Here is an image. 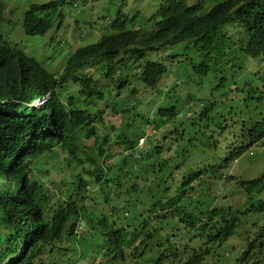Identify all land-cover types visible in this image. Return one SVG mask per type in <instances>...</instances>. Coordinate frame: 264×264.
<instances>
[{
    "label": "trees",
    "instance_id": "obj_1",
    "mask_svg": "<svg viewBox=\"0 0 264 264\" xmlns=\"http://www.w3.org/2000/svg\"><path fill=\"white\" fill-rule=\"evenodd\" d=\"M11 3L24 4L26 35L48 37L52 43L59 28L66 26L70 33L68 45L61 44L64 36L59 35V41L50 46L49 58L64 65L54 72L22 47L5 46L0 35V101H9L0 103V166L13 163V190L2 193L7 202L0 196V220L7 221V203L27 205L23 198L30 197L43 222L51 215L54 232L42 239L50 248H57L61 258L69 257L68 242L78 241L81 249L74 250V258L96 262L104 254L96 248V234L100 235L99 225L106 224V252H116L120 258L111 264H131L129 257L132 264H230L231 260L233 264H264V174L252 183L236 179L221 182L213 163L200 169L184 163L174 167L170 163L174 159L167 155L171 144L164 140L161 146L164 135L151 139L154 125L161 129L184 123L177 119L180 108L171 102L170 88L176 102L196 103L191 110V129L202 142L200 149L210 150L205 151L207 159L219 158L224 151L226 158L232 159L246 151L242 149L246 144L264 139L260 111L264 101L249 98L262 94L249 75L258 77V67L255 70L236 50L237 46L240 50L260 47L264 0H0V29L3 23H13L14 11L5 19ZM90 7L94 9L92 18L72 20L71 13L89 12ZM70 21L76 28H69ZM9 29L6 26L4 30ZM243 31L246 42L240 44ZM173 70L179 74L174 75ZM45 93L51 96L46 106L29 105ZM122 94L140 99L134 106L138 111L127 123L131 109L118 105ZM150 127L146 143L139 145V131ZM187 129L175 132L176 137L182 138ZM33 142L40 147L32 153V160L16 164L11 158L28 150ZM146 144L153 146V154ZM36 160L72 167L71 181L65 189L58 183L59 191L50 199L45 187L29 176ZM129 183L134 187L127 191L128 196H147L153 209L169 216L167 224L178 222L184 228L178 239L172 240L173 231L144 225L147 247L127 254L123 246L133 241L138 229L129 232L121 218L104 211L98 222L96 217H88L82 207L86 195L105 211L127 212L129 220L139 221L143 209L131 197L129 212L124 203L111 205V192L122 184L127 190ZM196 186H209L206 194L229 204L227 210H210L204 203L191 217L182 216L180 210L190 205ZM220 192L227 195L221 199ZM80 221L89 230L77 240L66 228L70 230ZM113 222L128 238L110 237ZM93 234L91 245L95 248L91 250L86 237L91 239ZM5 235L0 233V250L7 238L10 250L0 254V261L15 253L16 242L11 234ZM103 237L102 227L100 239ZM233 237L235 242L228 251L220 252ZM61 241L67 242L65 248L59 245Z\"/></svg>",
    "mask_w": 264,
    "mask_h": 264
},
{
    "label": "clouds",
    "instance_id": "obj_2",
    "mask_svg": "<svg viewBox=\"0 0 264 264\" xmlns=\"http://www.w3.org/2000/svg\"><path fill=\"white\" fill-rule=\"evenodd\" d=\"M24 10H25V8H24ZM24 10H23V12H24ZM23 12H22L21 17H23ZM6 26H9V25L7 23H3V26L0 29V35L3 38L4 45L12 47V49L17 48V47L21 48L22 47V40L18 39L15 36V33L11 31V29L4 30ZM263 34H264V31L262 33H259V35H258L260 47H258L257 49L240 50V49H238L239 46H237V49H236L241 54V56H244L245 59H247V62L249 65H251V66L255 65V68H254L255 70H256V66L258 67V74H259L258 77H255L254 73L251 74V72H249V75H252L255 80L259 81L260 85L258 86V89L261 90L262 94H261V96L255 95V96H251L249 98L250 99L262 98V101H264V43L262 42ZM245 42H246V34L243 31L242 35L239 38V43L244 44ZM18 44H20L21 47ZM191 48H192V46H191ZM29 55H31L33 57H37V56H35V54L33 52H31ZM249 55H252L253 58H247V56H249ZM50 99H51V96L49 93L41 94L40 96L34 98L32 103L29 105L34 107V108H43L44 106H46L48 104V101ZM5 102H9V101L8 100H1L0 101L1 104L5 103ZM171 102L174 103V105H176L178 108H180L177 119L183 120L184 123H183V125L180 124L179 126L172 124V123L165 125L164 127L169 125L170 129L167 131H163V134L161 136L164 135L163 136L164 138H163V141L161 142V146L163 144H165L164 140H166V142H168L167 138H169L172 135L173 129H175L176 132H180L185 128V124L187 122H191V119L193 118L191 110L196 105L195 102H191V103L182 105L185 101L182 102V100H180L179 102H176L174 99H171ZM261 122L264 123V113H263ZM190 131H192V133ZM144 134H146V132H143L142 135H144ZM187 134L191 138L190 139L191 144L193 143L194 145H196L199 148L202 146V142L200 141L199 137L191 129V123L188 126V129H187V131H185L183 136H185ZM141 138L145 142V137H141ZM140 139H139V142H140ZM151 139L154 140L153 137ZM169 144H171L172 147L169 149V153H167V155H170L174 159L175 156L176 155L179 156L181 152L179 151V147L177 145H175L174 143H169ZM263 144H264V139H260V138L253 145L246 144L247 146L242 148V149H245L246 151L242 152L239 155H235L232 159H230V157L226 158V156H225V154L227 153L226 151L221 153V154H223V157H219V158L216 157L218 159V161L215 164L213 163V165L217 166V168H216V172L218 171L217 179H219V181H221V182H228V181H231L232 179H236L239 181H245V182H251V183L254 182V180L258 179L261 175L264 174V171H262L260 174L254 173V177H257V178H254L252 176V174L249 175L247 172H244L245 167L251 166V164L247 163L246 165L241 166V162L243 159H246V157L252 156L254 154L255 150L258 149L260 146H263ZM38 147H40V144L33 142L28 146V150L22 151L21 154L18 155V157L15 156L16 158L13 157L11 159H13V160L16 159V161H14V162H16V164L17 163H25L26 161H27V163H29L32 160V156H33L32 153ZM149 149L152 150L151 154H153V151H154L153 146L150 145V147L148 148V151H149ZM185 150H187V149L185 148ZM202 150L205 152V148H203ZM186 153H187L188 159L193 158V160L190 161L188 164H190L194 169H196V168L200 169L201 165L196 161L197 155L194 154L193 152H189V151L184 152V154H186ZM198 157L201 158L199 162L202 164V166L208 165L209 162H207V160L205 161L202 157H200V156H198ZM210 158L212 160H214L215 156L210 157ZM210 158H208V160H210ZM212 160H210V161H212ZM39 161H41V162H39ZM238 162H239V164H238ZM42 163L48 164L47 160H36V161H34L31 165V170L29 172V176H30V178L33 179V181L37 182L42 187H45L46 197H47V199H50L51 195L49 194V190L47 189V187L45 185L46 184L45 180L43 178L41 179V178L36 177L37 170H38L39 166H42ZM184 164H187V161H185ZM229 166H231L234 169V172H231V173L224 172V170L227 171ZM12 168H13V163L10 164L9 167L0 166V196L3 199V201H6V200L3 198L2 193H4L6 195L8 192H11L13 190V182H12V179L10 176L11 175L10 172H11ZM68 169H72V167L64 165L62 170L59 172V174H63V172L65 170H68ZM113 169H116V168H113ZM147 172H148V170H147ZM50 173H52L51 170H48V172L46 173V175H44V177L48 179L50 177ZM71 173H72V171L69 173V175ZM133 187H134V185L132 183H129L127 190H125L124 184H122L119 188H116L115 190L112 189L113 191L110 194V200L112 202L111 205H113V206H116L119 203H124L123 208H127L128 212H129V209H130L129 207L131 206V201H130L129 197H131L134 201H136L137 205L143 209V211L138 215L139 221L129 220V218L127 217V212L120 211V212L114 214V213H112L111 210H107V211L103 210V208H100L97 205L95 200H91V198L88 197L87 195L84 197V199H83L84 203L82 205V207L84 209L86 208V213H87L88 217L91 219H93V217H96L97 222H98V217H100L101 214H104V212H105L106 214H111L112 218H115V217L121 218L122 225L126 226L129 232L134 231L135 229L139 230V234L134 236L133 241H131L129 243V245L123 246L125 248L127 254H130V252L134 249L144 250L147 247V237H146V233L144 231V225L147 228H151V229H153L154 227L165 228V229L173 231V232L175 230H180L181 228H183L180 226V224L178 222H173V223L170 222L167 224L166 221L169 218V216H167L164 211H162L158 208H157V210L153 209V203L151 200H149L147 198V196H140L139 195L137 199H136L135 195L128 196L127 191L131 192ZM138 187L141 190L143 185L140 183V185ZM195 188H196L195 191H193V193H191L190 205H186L182 210H180L183 214L182 216L188 215L189 217H191L194 213L197 212L198 207L200 208V206L203 205L204 203H207L210 205V210L224 209V208H226L225 210H227V208L229 207V204L221 203L219 201L217 195L210 194V193L204 195L205 189L203 188V186L202 187L196 186ZM218 195H220V198L222 199L227 194L224 195L223 192H220ZM23 200L26 202L27 205H23V204L18 203V205H16V206H10L7 203V207H8V209L6 210L7 214H8L7 221L5 223H3V221L0 220V233L6 234L5 236H9L11 234L10 238L16 242V244L14 243L15 244V249H14L15 253L14 254H8L7 259L1 260L0 264H55V260L61 258L57 254L58 249L57 248H53V249L50 248L48 245L43 243L44 239H42L45 237V234H50V233L54 232L55 226L51 220V215H50V218L48 217V219L45 222H43L41 215L38 213L37 209L35 208V206L33 204V200H31L30 197L23 198ZM217 202H218V204H217ZM178 207H179V209L181 208L180 203H178ZM154 210H155V212H154ZM113 224H114V227L112 228L113 231H112L110 237L120 238V240L123 238H128L127 236H125L121 232L120 225L117 224V222H113ZM101 226L102 225H99V230H100L99 234L100 235L96 234L97 237L99 236L98 237L99 242H98V245L96 246V248H99L101 250V252L104 253L103 255L99 256V258L100 257L103 258L102 261L97 260L96 262L92 263L91 261L86 260L84 258L75 259L74 256L77 254L74 253V250L77 248H78V250H80L81 245L78 243V241H73V242L71 241V242H68V247H67L68 250L62 249L63 251L66 250L69 253L68 259L61 258L57 264H99L100 262L102 264H111L115 259H120L116 252H106L109 249V246H107L105 240H107L109 238V236H108V233L106 232L107 231L106 230V224H104L102 226L103 230H104V237H103V239H100L101 238V229H102ZM88 230H89V228L85 226L83 221L76 222V224L74 223V227L71 228L70 230H68L66 228V232L69 231V234L73 235V238H76L77 240L82 239L83 235H86ZM183 230H184V228H183ZM239 230H241V229H239ZM174 235H175V237H172V240L178 239V235L177 234H174ZM93 236H94V234L91 236V239L89 237L88 238L86 237L87 246H89L91 248V250L93 248H95L94 246L91 245L94 243V241H92ZM8 239L9 238L5 239V241L2 243L0 254L4 255L6 253H9L10 244H6V243H8V242H6V240H8ZM64 243H67V242L64 241L62 243V241H61L59 245L61 247L65 248ZM209 245H211V244H209ZM99 249H97L96 251H99ZM51 250H54V251H51ZM111 254H113L114 257L109 258V256ZM129 259L131 260V264H132L133 259L130 257H129Z\"/></svg>",
    "mask_w": 264,
    "mask_h": 264
},
{
    "label": "rangeland",
    "instance_id": "obj_3",
    "mask_svg": "<svg viewBox=\"0 0 264 264\" xmlns=\"http://www.w3.org/2000/svg\"><path fill=\"white\" fill-rule=\"evenodd\" d=\"M29 1H31V0H29ZM14 8H16V9H14ZM12 9H14V10H12ZM23 10H24V4L18 5L16 3H11L9 5V8L6 9V11H5V19L7 20L9 18V16L11 15L10 14L11 11H14V14L16 13V15L13 18V23L11 25H9L8 28H10L11 31L15 33V36L18 39L22 40V47L25 49L27 54H30L31 52H33L35 54V56H37L41 61L44 62L45 67L48 70H50L51 72L61 71L63 69L64 65L59 60L57 61V60L49 58V56H50L49 54H50V51H51L50 46L52 44L55 45L59 41V38H60L59 35H63L64 36V38L61 40V44L62 45H68V43H67L68 42V40H67L68 35L67 34L70 33V30L67 31L66 30V26H64L65 28L64 27L59 28L56 31L57 33H54L53 36H52V38H54V42H52V43L49 42V38L48 37L43 38V36H36V37L28 36V35L25 34L24 28H23V17H21ZM65 10L68 13L69 8H66ZM89 12L79 11V12H77V14L76 13H71L72 20L75 21L76 17L79 20H83V19L87 20L88 18H92L91 13L94 12V9L90 7ZM66 17L69 18L68 15ZM92 20L95 21L96 17L93 18ZM74 21H70L71 22L70 23L71 26L69 28H72V29L76 28V26L73 25ZM79 23L80 24H78V25H81L82 21H79ZM87 29H88V27H87ZM88 31H90V30H88ZM75 37L77 39H79L80 41L82 40V38L80 37L79 33H76ZM85 40H88V39H85ZM91 42H94V40H92ZM18 45L20 46V44H18ZM60 51H61L60 52V55H61L63 50L61 49ZM172 72L174 73V75H178L179 74V71L177 72V70H173ZM258 85H260V83H259V81L256 80L255 86L257 87ZM189 89H192V88H189ZM170 90H173V89L170 88ZM170 90L168 91V95H169L170 100H171V99H174V98L172 97V94L170 93L171 92ZM187 90H185L183 92H186ZM138 101H140L139 97L133 98L130 94H122L117 99V102H118V105L120 106V108H126V106H127L129 109H131V113H128L129 115L125 119L126 123L129 122L131 117H132V115L138 111L137 108L134 107L135 104ZM182 102H184V99H182ZM263 108H260L261 113H264V109ZM245 111H246V108L244 107L242 112H241V114L245 113ZM116 119L120 120L119 118H116ZM190 123L191 122H187L185 124V128L187 126H189ZM135 125L139 126V122L136 123ZM175 125L179 126L180 122L175 123ZM154 128H155L154 131L151 133V135H153V138L156 137V135L161 136L163 134V131H167V130L170 129V126L168 125V126H166L164 128L157 129L155 127V125H154ZM142 130L139 131V133H138L140 138L141 137H146V134L142 135L143 134L142 132H146V131L150 132L151 131V127L146 129V130H143V131ZM175 132H176L175 129H173L172 135L169 138H167L168 139L167 143H174L175 145H177L179 147V151L181 152L179 156H177V155L175 156L173 162H170L174 167L184 163L185 161H187V164H188L190 161L193 160V158H191V159L187 158V153L184 154V152H186V151L193 152L194 154H196L197 155L196 161L201 166H202V164L199 162L201 158H199L198 156L202 157L205 161L207 160V162H209V163H214L215 164L218 161V159L216 157H215L214 160H212L210 158V160H212V161L208 160L206 158V152H204L202 149H200L199 147H197L193 143L191 144V142H190L191 138H190V136L188 134L183 136L182 138H179V137H176ZM101 133L102 132L100 130L98 135L100 136ZM143 142L144 141L141 138L139 144L143 145V144L146 143V141L144 143ZM146 147L149 148L150 145L146 144ZM185 148L187 150H185ZM205 151H210V150L205 149ZM219 155H220V157H223V154L219 153ZM165 158H168V156L165 155ZM39 162H41V161H39ZM47 162H48V164L42 163V166H39V168L37 170L36 177L41 178V179L43 178L45 180V182H46L45 185H46L47 189L49 190V194L52 196V194H56L59 191V189L56 187L58 183L60 184L61 188L65 189V184H67L68 182L71 181V178L69 177V173L72 171V169L65 170L63 172V174H59L58 173V168L59 169L61 168L60 169V171H61L64 165L63 166H60L58 164L54 165V162H51L50 160H47ZM239 162H238V164H239ZM247 163H250L251 166H246L244 172H247L249 175L252 174L253 177H254V173L260 174L262 171H264V147L260 146L258 149L255 150V152H254V154L252 156H248V157H246V159H243L242 162H241V166H244ZM48 170H51L52 176L47 179V178L44 177V175H46ZM224 172L231 173V172H234V169L231 166H229L227 171L224 170ZM254 178H257V177H254ZM208 190H209V186H206V188L204 190V194H206L208 192ZM217 204H218V202H217ZM242 225H245V222H242ZM242 225L241 226L239 225L238 230L241 229ZM173 233L177 234V235H180L181 233H183V228H181L180 230H175ZM234 242H235V237L231 238L227 242V245L224 246L222 249H220V252H222V251L224 253L227 252L229 246L232 245ZM112 257H114L113 254H111L109 256V258H112ZM102 260H103L102 257H100L98 259V261H102ZM230 264H233V260L230 261Z\"/></svg>",
    "mask_w": 264,
    "mask_h": 264
}]
</instances>
